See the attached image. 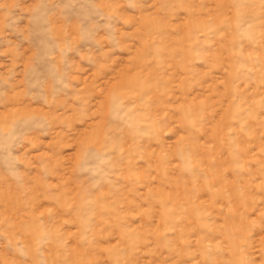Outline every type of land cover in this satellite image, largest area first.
Here are the masks:
<instances>
[{
	"label": "rangeland",
	"instance_id": "obj_1",
	"mask_svg": "<svg viewBox=\"0 0 264 264\" xmlns=\"http://www.w3.org/2000/svg\"><path fill=\"white\" fill-rule=\"evenodd\" d=\"M0 264H264V0H0Z\"/></svg>",
	"mask_w": 264,
	"mask_h": 264
}]
</instances>
